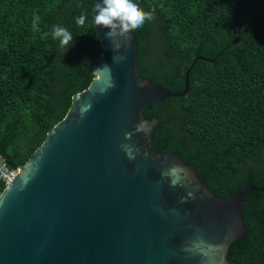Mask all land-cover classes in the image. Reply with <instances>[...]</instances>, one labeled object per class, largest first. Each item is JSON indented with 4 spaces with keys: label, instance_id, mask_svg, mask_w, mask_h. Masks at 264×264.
I'll list each match as a JSON object with an SVG mask.
<instances>
[{
    "label": "trees",
    "instance_id": "trees-1",
    "mask_svg": "<svg viewBox=\"0 0 264 264\" xmlns=\"http://www.w3.org/2000/svg\"><path fill=\"white\" fill-rule=\"evenodd\" d=\"M94 0H0V158L25 164L93 79ZM154 19L134 30L138 72L181 92L143 110L157 119L151 149L196 166L224 197L248 189L247 233L227 251L230 264H264V0H135ZM86 12L83 27L74 18ZM40 16L32 30L33 13ZM52 25L73 34L61 47ZM5 182L0 179V193Z\"/></svg>",
    "mask_w": 264,
    "mask_h": 264
},
{
    "label": "water",
    "instance_id": "water-1",
    "mask_svg": "<svg viewBox=\"0 0 264 264\" xmlns=\"http://www.w3.org/2000/svg\"><path fill=\"white\" fill-rule=\"evenodd\" d=\"M94 28L92 81L0 193V264H230L254 187L214 195L196 166L151 149L158 120L143 117L185 96L189 71L181 92L166 90L139 74L133 32L114 53Z\"/></svg>",
    "mask_w": 264,
    "mask_h": 264
},
{
    "label": "clouds",
    "instance_id": "clouds-1",
    "mask_svg": "<svg viewBox=\"0 0 264 264\" xmlns=\"http://www.w3.org/2000/svg\"><path fill=\"white\" fill-rule=\"evenodd\" d=\"M93 12L91 23L96 27L107 29L105 38L112 42L114 53L120 49V44L118 43L120 39L127 38L129 33L142 28L146 21L154 19L153 12L143 11L135 0H99V2L95 3ZM40 19V16L34 12L32 16L33 31H39L37 25ZM87 19L88 16L84 11L74 18L76 25L81 27L85 25ZM51 27V36L54 40L59 41L61 47H66L72 43L73 34L68 29L60 25H52ZM125 59V55L113 56L114 63H119ZM99 71L110 72V67L105 65ZM86 110L81 109V116ZM173 171L175 172L176 170L174 169Z\"/></svg>",
    "mask_w": 264,
    "mask_h": 264
},
{
    "label": "built area",
    "instance_id": "built-area-1",
    "mask_svg": "<svg viewBox=\"0 0 264 264\" xmlns=\"http://www.w3.org/2000/svg\"><path fill=\"white\" fill-rule=\"evenodd\" d=\"M1 168H0V179H2L6 184L11 182L16 176L17 169H8L3 160L0 159Z\"/></svg>",
    "mask_w": 264,
    "mask_h": 264
},
{
    "label": "rangeland",
    "instance_id": "rangeland-1",
    "mask_svg": "<svg viewBox=\"0 0 264 264\" xmlns=\"http://www.w3.org/2000/svg\"><path fill=\"white\" fill-rule=\"evenodd\" d=\"M0 168H1V163H0Z\"/></svg>",
    "mask_w": 264,
    "mask_h": 264
}]
</instances>
